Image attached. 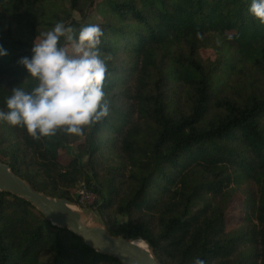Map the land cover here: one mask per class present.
I'll list each match as a JSON object with an SVG mask.
<instances>
[{
  "label": "trees",
  "instance_id": "1",
  "mask_svg": "<svg viewBox=\"0 0 264 264\" xmlns=\"http://www.w3.org/2000/svg\"><path fill=\"white\" fill-rule=\"evenodd\" d=\"M251 2L0 0V110L13 87L38 85L18 60L57 22L77 35L98 24L111 57L107 117L40 140L0 120V160L51 197L75 202L84 181L108 231L144 239L162 264H264V25ZM0 264L123 263L0 191Z\"/></svg>",
  "mask_w": 264,
  "mask_h": 264
},
{
  "label": "clouds",
  "instance_id": "2",
  "mask_svg": "<svg viewBox=\"0 0 264 264\" xmlns=\"http://www.w3.org/2000/svg\"><path fill=\"white\" fill-rule=\"evenodd\" d=\"M249 12L264 25V0H252ZM104 35L98 24L82 26L57 22L34 42L31 58L18 63L38 80L30 92L13 87L6 98L8 111L0 110V120L26 128L34 140L51 137L63 130L83 136L86 126L107 117L110 112L104 85L111 57H102L99 45ZM63 39V44L61 40ZM8 55L0 45V56ZM192 264H206L196 257Z\"/></svg>",
  "mask_w": 264,
  "mask_h": 264
},
{
  "label": "water",
  "instance_id": "3",
  "mask_svg": "<svg viewBox=\"0 0 264 264\" xmlns=\"http://www.w3.org/2000/svg\"><path fill=\"white\" fill-rule=\"evenodd\" d=\"M0 191L12 193L29 201L52 224L69 229L81 237L89 247L100 253L116 257L123 264H162L156 258L151 246V251L147 252L135 245L134 238L136 237L112 235L102 220L97 223V226H91L85 213L75 209V204L71 200L51 197L36 190L1 160Z\"/></svg>",
  "mask_w": 264,
  "mask_h": 264
},
{
  "label": "rangeland",
  "instance_id": "4",
  "mask_svg": "<svg viewBox=\"0 0 264 264\" xmlns=\"http://www.w3.org/2000/svg\"><path fill=\"white\" fill-rule=\"evenodd\" d=\"M204 55H208L209 54V51L207 50H204L203 51ZM76 152V149L74 150ZM85 160V158H84ZM81 185H85L86 186V183L84 181L80 182L76 189H75V202H73L80 210H82L85 215L89 218H94L95 221L97 222H101V218L99 216V214L97 213V211L95 210V208H93L92 206H85L83 204H81L79 202V196H78V190H79V187ZM121 220H124L123 218H120ZM240 223V207H239V204L234 201L232 204H231V207L228 211V222H227V229L228 230H232L234 228H236Z\"/></svg>",
  "mask_w": 264,
  "mask_h": 264
},
{
  "label": "built area",
  "instance_id": "5",
  "mask_svg": "<svg viewBox=\"0 0 264 264\" xmlns=\"http://www.w3.org/2000/svg\"><path fill=\"white\" fill-rule=\"evenodd\" d=\"M78 196L79 202L85 206H92L97 199L96 193L88 189L85 185L79 187Z\"/></svg>",
  "mask_w": 264,
  "mask_h": 264
},
{
  "label": "bare ground",
  "instance_id": "6",
  "mask_svg": "<svg viewBox=\"0 0 264 264\" xmlns=\"http://www.w3.org/2000/svg\"><path fill=\"white\" fill-rule=\"evenodd\" d=\"M74 208L75 209H78L80 210L77 206L74 205ZM81 211V210H80ZM87 220L89 221L90 225L91 226H97V221L94 220V218H89V217H86ZM85 218V219H86ZM134 243L137 247H139L140 249L144 250V251H147V252H150V245L147 243V241H145L144 239L142 238H134Z\"/></svg>",
  "mask_w": 264,
  "mask_h": 264
}]
</instances>
